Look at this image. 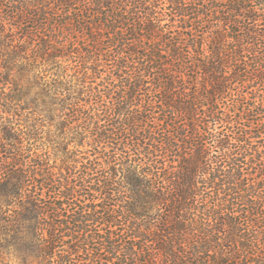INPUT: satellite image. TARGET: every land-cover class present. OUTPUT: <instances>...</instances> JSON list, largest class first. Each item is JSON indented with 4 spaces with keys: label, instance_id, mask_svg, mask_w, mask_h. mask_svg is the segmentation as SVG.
I'll list each match as a JSON object with an SVG mask.
<instances>
[{
    "label": "trees",
    "instance_id": "1",
    "mask_svg": "<svg viewBox=\"0 0 264 264\" xmlns=\"http://www.w3.org/2000/svg\"><path fill=\"white\" fill-rule=\"evenodd\" d=\"M264 264V0H0V264Z\"/></svg>",
    "mask_w": 264,
    "mask_h": 264
},
{
    "label": "rangeland",
    "instance_id": "2",
    "mask_svg": "<svg viewBox=\"0 0 264 264\" xmlns=\"http://www.w3.org/2000/svg\"><path fill=\"white\" fill-rule=\"evenodd\" d=\"M9 264H16V260H14L13 258L11 259V263Z\"/></svg>",
    "mask_w": 264,
    "mask_h": 264
}]
</instances>
